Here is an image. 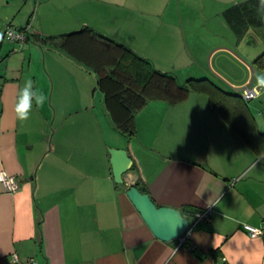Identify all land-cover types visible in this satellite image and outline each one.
<instances>
[{"label": "crops", "instance_id": "obj_1", "mask_svg": "<svg viewBox=\"0 0 264 264\" xmlns=\"http://www.w3.org/2000/svg\"><path fill=\"white\" fill-rule=\"evenodd\" d=\"M196 1H110L144 20L158 15L159 21H148L152 43L143 40L146 46L139 47L104 26L97 11L93 19L77 13L86 7L84 0H69L71 8L66 0H0V170L20 186L9 193L0 183V264L29 259L33 264H216L222 258L230 264H264V113L261 117L247 101L248 109L240 103L239 115L228 122L202 92L175 104L155 98L137 112L135 135L128 138L95 92L97 76L89 66L97 59L90 55L102 49L83 28L122 44L179 82L207 77L238 94L247 84L256 86L254 68L264 67L250 62L243 74L230 35L228 41L218 35L196 53L183 41L185 26L195 33L198 23L206 24L208 8L216 10L215 31L227 27L236 42L258 47L264 39L258 0H208L199 3L202 11ZM234 12L238 28L232 24ZM134 21L124 23L127 32L135 31L129 28L138 25ZM8 26H28L32 39L22 45L6 40ZM170 39L175 49L169 56L154 48ZM186 53L190 64L184 63ZM191 64L200 68L199 75L191 74ZM89 73L95 78L91 88ZM26 78L47 100L40 108L34 104L30 118L21 122L14 106ZM108 148L126 149L133 160L122 185L113 180ZM138 178L158 206L177 208L189 220L185 235L167 242L152 234L125 195ZM206 208H211L209 219L195 222L196 213ZM245 224L263 228L262 234L251 237Z\"/></svg>", "mask_w": 264, "mask_h": 264}, {"label": "trees", "instance_id": "obj_2", "mask_svg": "<svg viewBox=\"0 0 264 264\" xmlns=\"http://www.w3.org/2000/svg\"><path fill=\"white\" fill-rule=\"evenodd\" d=\"M237 18L238 13L234 12L232 24L236 28L240 27ZM84 29L83 32L89 33L88 37L99 40L102 49L101 53H91L90 56L97 60L92 65L88 64L97 76V90L102 94L104 109L115 128L128 138L135 135L137 112L150 99L166 98L169 103L175 104L187 98L191 92H202L207 96L211 107L223 114L228 122L239 115L240 111L237 109L240 103L247 107V101L240 94L228 92L207 77L187 78L179 82L174 75L156 70L146 59L132 53L122 44L91 29ZM28 39H32L30 34ZM91 40L88 43L89 51L92 49ZM253 64L264 67V52ZM133 167L132 165L130 170ZM134 185L144 192L140 178Z\"/></svg>", "mask_w": 264, "mask_h": 264}, {"label": "rangeland", "instance_id": "obj_3", "mask_svg": "<svg viewBox=\"0 0 264 264\" xmlns=\"http://www.w3.org/2000/svg\"><path fill=\"white\" fill-rule=\"evenodd\" d=\"M60 1L61 0H54V3L58 4V2H60ZM66 1H68L66 5L71 8L72 2L70 3L69 0H66ZM84 1L86 2L85 3L86 7H82L81 9L79 8L77 10V13L80 11L81 16L88 15L87 16L88 19H93L94 11H97L99 13V17L101 18L100 21L102 22V24L104 26H107L108 28L114 29L116 31V33L122 34L123 38H126V42L130 41L133 45L137 44V45H139V47L140 46L144 47V44L146 46V43L143 40H147L148 42L152 43V41L155 37V33H152V34L150 33V29H152L151 28L152 26H151L150 22H148V21H149V19H153L154 21H159L158 15L157 16L154 15V16L150 17L148 20H144V16H141L140 14H137V15H135L134 13L131 14L130 11L123 9L122 7L118 8L117 6L112 5L111 4L112 2H110L112 0H84ZM190 1H192V0H190ZM196 2L198 3V7L195 6V8L199 9V11L203 10V8H200L199 3H202L204 5L208 4V0H199ZM113 6H115V8ZM66 11L70 12L71 14L73 13V11L71 9L66 10ZM215 11L216 10H214V9H208V8H206V10H204L203 13H205V17H207V20L205 21L206 24H204L203 21L200 22V24L198 23V26L197 25L195 26L196 27L195 33H193V29L189 28L190 31H188L187 26L184 27V30H185L184 31V37L185 38H184L183 44H185V40H186L188 45H189V48L191 49V53H196V52H199V48L202 49L203 46H205L207 43L208 44H210L209 42L215 43L216 39H219L218 35H222L223 37L225 36L226 41H228L227 37H228V35H230V37H231L230 43L232 44L231 47L233 48V50L238 55L237 62L240 65L237 64V66H239V68L242 71L244 70V72H243V74H244L246 68L249 69V67H250V65L248 63H250V62L253 63V60L255 59V57L258 56L259 54H261L262 52H264V39L263 38L259 39L258 47H251V46H248L246 44L245 40L236 42L235 35L231 32L229 33L227 27H226V31H224V28L223 29L221 28L220 31H224V32H222L220 34L218 31H215L216 22H215L214 17L217 16V15L213 14V12H215ZM127 12H129L130 14H128ZM113 14L118 16L120 19L117 17L112 19ZM134 20H138L137 24L139 26L138 25L133 26L132 24H131L132 26H130V24H129V28L133 27L132 29H135L136 32L135 31H132L131 33L129 31L127 32L126 29L128 27V24H124V23L125 22H127V23L132 22L135 24L136 22ZM140 20L145 21L146 24L145 25L139 24ZM153 28L157 29L158 26L153 25ZM68 30H69V28H68ZM168 41L162 42L163 44H160L157 41L156 44H154V46H155L154 48L156 50H158L159 52L166 49L167 56H169L168 50L170 48H172L174 50L175 49V43H174L173 39H170ZM248 52H249V55H247ZM187 53H186V55L188 56L187 57L188 60L184 63L190 64L191 58H190V55ZM160 56H161V58H163V55L160 54ZM167 58H169V57H167ZM175 60H176L177 64H179L181 62V61L177 60L176 58H175ZM239 60H240V62H239ZM241 65H242V67H241ZM224 67L227 69L231 68V70H232V67L230 66V64H227L225 62H224ZM190 70L194 71L191 73L192 75H199V74H197V73H199L198 71H200V68L198 66L191 64ZM254 70H255V74L258 72L264 73V71L260 70V69L254 68ZM204 71H206V70H204ZM233 72H235L234 69L232 70V73ZM180 74L183 75L184 72L183 73L180 72L179 75ZM180 77H182V76H180ZM184 77H186V76H184ZM87 83L89 85L88 86L89 88H91V84L95 83V78H94L93 73H89L88 78H87ZM95 92H96L97 96H100V93L98 92V90H96ZM249 105L254 110V112H256L258 110V113L260 114V116L262 115V113H264V89H262V90L258 89V95L255 98L249 100ZM261 117L259 118V120H261ZM260 125H261V129L264 130L263 121H260Z\"/></svg>", "mask_w": 264, "mask_h": 264}, {"label": "water", "instance_id": "obj_4", "mask_svg": "<svg viewBox=\"0 0 264 264\" xmlns=\"http://www.w3.org/2000/svg\"><path fill=\"white\" fill-rule=\"evenodd\" d=\"M108 153L113 180L122 185L123 175L131 169L133 160L126 149L108 148ZM125 195L156 238L168 242L186 234L189 220L179 209L158 206L148 193L141 192L134 184L128 185Z\"/></svg>", "mask_w": 264, "mask_h": 264}, {"label": "built area", "instance_id": "obj_5", "mask_svg": "<svg viewBox=\"0 0 264 264\" xmlns=\"http://www.w3.org/2000/svg\"><path fill=\"white\" fill-rule=\"evenodd\" d=\"M28 36H29L28 26H25L23 28H13L8 26L4 30L5 39L10 42L18 43L19 45H22L28 39ZM239 94L244 100L249 101L258 95V89L256 86H251L247 84L241 88ZM0 183L2 184L5 191L9 193L16 192L20 187L16 177L8 174L4 170H0ZM210 213H211V208H206L203 211L196 213L195 222L208 220ZM243 227L251 237L258 236L263 232V228L254 227L247 224L243 225ZM189 228L190 226L188 227V229ZM182 241H184L183 238L181 239V242ZM14 259L16 260L17 258L14 257ZM33 263L34 262L32 259H29L27 261V264H33ZM216 264H230V263L227 262L225 258H222V260Z\"/></svg>", "mask_w": 264, "mask_h": 264}, {"label": "clouds", "instance_id": "obj_6", "mask_svg": "<svg viewBox=\"0 0 264 264\" xmlns=\"http://www.w3.org/2000/svg\"><path fill=\"white\" fill-rule=\"evenodd\" d=\"M243 2V0H239ZM258 12L264 18V0H258ZM257 89H264V73L255 74ZM47 100V96L39 89L34 88V81L31 78H26L23 87L19 90L14 106V112L17 120L24 122L30 118L33 110V105L40 108ZM209 207L216 205L215 203H207ZM171 259V257H168Z\"/></svg>", "mask_w": 264, "mask_h": 264}]
</instances>
